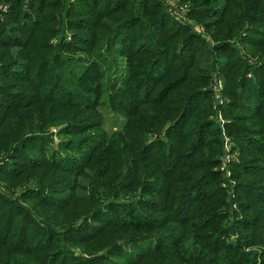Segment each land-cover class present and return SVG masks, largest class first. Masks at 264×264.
<instances>
[{
  "label": "trees",
  "instance_id": "obj_1",
  "mask_svg": "<svg viewBox=\"0 0 264 264\" xmlns=\"http://www.w3.org/2000/svg\"><path fill=\"white\" fill-rule=\"evenodd\" d=\"M177 1L0 0V264H264V0Z\"/></svg>",
  "mask_w": 264,
  "mask_h": 264
},
{
  "label": "rangeland",
  "instance_id": "obj_2",
  "mask_svg": "<svg viewBox=\"0 0 264 264\" xmlns=\"http://www.w3.org/2000/svg\"><path fill=\"white\" fill-rule=\"evenodd\" d=\"M164 1L166 4H168L169 6L167 7L168 11L170 12L171 15H173L174 17L178 18V19H184L186 20L189 24L192 25L193 28H196L197 25L194 21H192L191 19H186L185 15L187 12V8L188 3H179L177 0H162ZM194 25V26H193ZM196 31H200V29H196ZM66 34L69 36L70 34L68 32H66ZM57 38H53L51 41L56 42ZM108 44H106L105 47H107ZM117 49L115 48H111L109 51L105 52L103 54V57L101 59V63L103 64L102 68L104 70H106L105 72V77L103 83L105 85H108L109 82L111 81V78L114 77L116 75V72L118 74H121V72H125L126 67H125V57H121L118 56V53L116 52ZM105 60V61H104ZM209 62V59H208ZM207 63V62H206ZM108 77H111L110 79ZM217 77L216 75H212V79H210V81H216L213 83V85H216L217 83ZM222 85L220 82H218L217 87L212 86L213 89V104H216L220 101V89H221ZM108 88H106L107 91ZM107 98V92L104 93V95L102 96V102ZM218 100V101H217ZM113 109H111L110 106H108L107 104H103L102 106L99 107V111L100 113L103 115V119H104V124L106 129H108L109 131H111V129H118L123 121V117L115 112V114L112 111ZM154 137V135L152 136ZM229 138L226 137V141ZM229 143H225V148H226V152H225V156L224 159H226V161L230 158H235L236 155L235 153L232 154L231 150H232V146H233V142H230V139L228 140ZM56 143H58V139L56 137H54V147L56 145ZM225 166H223L221 169H224ZM91 170L88 169L87 171L84 172V174L79 178V182L80 184L83 186L82 188H78L77 192L80 194H87L88 193V187L90 186V182L91 179L89 178V175H91Z\"/></svg>",
  "mask_w": 264,
  "mask_h": 264
},
{
  "label": "built area",
  "instance_id": "obj_3",
  "mask_svg": "<svg viewBox=\"0 0 264 264\" xmlns=\"http://www.w3.org/2000/svg\"><path fill=\"white\" fill-rule=\"evenodd\" d=\"M217 119L220 121V122H222L223 120H222V116H221V113L220 112H218L217 113Z\"/></svg>",
  "mask_w": 264,
  "mask_h": 264
},
{
  "label": "water",
  "instance_id": "obj_4",
  "mask_svg": "<svg viewBox=\"0 0 264 264\" xmlns=\"http://www.w3.org/2000/svg\"><path fill=\"white\" fill-rule=\"evenodd\" d=\"M0 193H4V190L2 189L1 186H0Z\"/></svg>",
  "mask_w": 264,
  "mask_h": 264
}]
</instances>
